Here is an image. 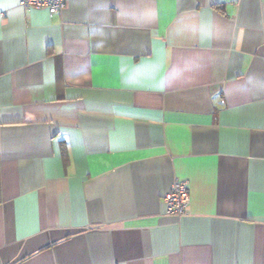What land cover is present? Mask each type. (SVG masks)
<instances>
[{"label":"crops","instance_id":"0c3cea01","mask_svg":"<svg viewBox=\"0 0 264 264\" xmlns=\"http://www.w3.org/2000/svg\"><path fill=\"white\" fill-rule=\"evenodd\" d=\"M0 264H264V0H0Z\"/></svg>","mask_w":264,"mask_h":264},{"label":"built area","instance_id":"2783aa9c","mask_svg":"<svg viewBox=\"0 0 264 264\" xmlns=\"http://www.w3.org/2000/svg\"><path fill=\"white\" fill-rule=\"evenodd\" d=\"M19 5L25 9H48L54 15L61 13L66 0H18ZM168 214L182 216L190 205L189 184L185 180L177 179L170 192L164 198Z\"/></svg>","mask_w":264,"mask_h":264}]
</instances>
